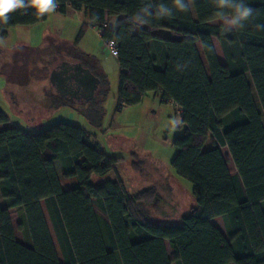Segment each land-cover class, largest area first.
<instances>
[{"label":"trees","instance_id":"trees-1","mask_svg":"<svg viewBox=\"0 0 264 264\" xmlns=\"http://www.w3.org/2000/svg\"><path fill=\"white\" fill-rule=\"evenodd\" d=\"M148 2L56 0L55 10L83 13L101 40L116 42L118 111L149 92L179 108L183 133L172 141L171 167L191 183L196 206L178 225L149 222L144 206L155 192L129 193L116 172L120 159L107 156L89 132L62 122L35 134L1 127L8 119L0 109V264H118L117 257L120 264H264V31L254 27L264 23V0H248L254 10L249 25L231 33L209 24L218 19L216 0H194V15L136 30L128 18ZM33 11L9 13L0 38L46 20L47 12ZM108 17L117 21L109 25ZM213 38L224 64L206 47ZM22 50L31 58L40 53ZM105 89L101 77L95 103ZM209 136L215 146L205 150ZM219 147L227 148L234 175ZM110 173L114 178H106ZM94 176L104 180L94 184ZM61 178L72 184L64 188ZM218 217L226 236L211 223Z\"/></svg>","mask_w":264,"mask_h":264},{"label":"rangeland","instance_id":"rangeland-1","mask_svg":"<svg viewBox=\"0 0 264 264\" xmlns=\"http://www.w3.org/2000/svg\"><path fill=\"white\" fill-rule=\"evenodd\" d=\"M116 21V17L107 18L109 25ZM209 24L225 27L219 19ZM16 29H10L7 38H0V49H5L1 55L2 60L10 58L14 49L17 51L19 47H39L43 42H49L55 49H52V46L41 48L43 53H47V56H44L45 62L49 57L50 62L45 66L48 67L47 70L60 63L61 58L53 53L60 51L63 52V60L75 63L78 58L83 67L91 66L97 69L99 73L96 70L95 73L104 78L106 89L100 95L98 103L93 100L81 103L66 101L57 96L49 78L46 79L45 85L38 86L34 80L27 87H15L7 84L5 78L0 76V109L6 118L15 126L33 134L62 122L79 126L96 135L105 154L120 159L116 172L129 193L149 188L155 192L154 199L144 206L146 220L158 224L178 225L181 218L196 206V202L191 183L179 177L171 167L175 155L172 141L183 133L177 106L170 102L161 103L159 93L149 92L138 104L123 106L118 111L117 60L106 49L100 38V31L89 24L83 13L77 15L68 10L65 14H59L54 10L47 12L46 20L39 22L37 26L26 31ZM81 30L83 32L75 45L76 49H72L71 46ZM18 40L23 43L18 45ZM212 42L221 53L218 41L213 38ZM66 47L69 48L65 49ZM37 89H40V92H37ZM92 142H95L94 139ZM209 144L210 142H206L204 147ZM228 166L234 168L231 159L227 163ZM106 178L112 179L114 175L110 173ZM61 180L65 186L71 183L70 180ZM103 180L94 176L92 183ZM0 205L3 206L1 194ZM40 206L58 259L63 263L44 203L40 202ZM262 208L264 210V203ZM214 222L222 228L225 227L222 218L215 219ZM168 254L171 257V253ZM117 259L120 264L118 257Z\"/></svg>","mask_w":264,"mask_h":264},{"label":"clouds","instance_id":"clouds-1","mask_svg":"<svg viewBox=\"0 0 264 264\" xmlns=\"http://www.w3.org/2000/svg\"><path fill=\"white\" fill-rule=\"evenodd\" d=\"M56 0H0V23L8 22V14L18 9H33V14H43L56 9ZM178 14H195L194 0H150L139 7L128 18L134 29L152 25L157 20L171 19ZM254 10L248 0H216L215 16L225 25L224 32L231 33L245 29ZM257 30L264 31V23L254 25ZM204 43V42H202ZM212 44H206L211 50Z\"/></svg>","mask_w":264,"mask_h":264},{"label":"crops","instance_id":"crops-1","mask_svg":"<svg viewBox=\"0 0 264 264\" xmlns=\"http://www.w3.org/2000/svg\"><path fill=\"white\" fill-rule=\"evenodd\" d=\"M68 10H70L73 14H77V15L80 14V13H77V12L71 10L70 8H68L66 10V12ZM38 23H36L34 25H29V26H17V27L11 28V29H16L17 28L18 30L26 31L29 28H32V27L37 26ZM7 37H8V32H7L6 36L3 37V38H7ZM22 43L23 42H21V40H18V43L17 44L20 45ZM44 43L49 44V42H43L39 47H28V48L27 47H23V48H21V50H19L20 49V47H19V49L17 48L18 49L17 51H16V49H14V53L12 54V56H10V58H6V59H3V60H2L1 55H2V53H4L5 49H3V48L0 49V51H1L0 52V76L2 78H5L7 84L14 85L15 87H17V86H19V87L20 86L21 87H25L26 86L27 87V86H29L31 84V81H34V80L37 81L36 85H38V86L45 85L46 84V79L49 77L50 71L53 70L54 68L51 69V70H47L48 67L45 68V66H47V64L50 61L48 60L49 57L48 58L46 57L47 58V62L44 61V58H45L44 56L45 55L47 56V53L46 52L43 53V51L41 49L42 46L44 47ZM51 46L52 45L49 44V47L50 48H51ZM45 47H46L45 49H47V46H45ZM52 47H53L52 49H55L54 46H52ZM213 47H214V50H215V53H216V56H217L219 62L222 63V64H224L225 63V60H224V56H223L221 50H220L221 53H219L217 51L214 43H213ZM68 48H65V49H68ZM22 49H39L40 53L37 56H35L34 58H31L28 55H26V52L24 50H22ZM74 49H76V48H74ZM53 53H55L54 56L57 55L58 58H61L60 63L59 64H56V66L62 64L63 62L73 63V61L63 60L64 59L63 52L53 51ZM54 56H53V58H54ZM5 62H8L10 64L8 65ZM37 92H40V89H37ZM10 93H11V91H10ZM170 104H172V103L170 102ZM178 110H179V108H178ZM177 113L179 114L180 113V110ZM224 120H226V118H224ZM231 124L232 123L228 121L226 125H227V127H229V126H231ZM11 125L12 126H15V124L8 119V122L6 124L2 125L1 127H7V126H11ZM23 131L26 132V133H29L27 130H23ZM87 132H89V131H87ZM89 133L92 135V139H94V141L98 144V146L104 151V149L102 148L101 143L98 141L97 136L94 135V134H92L91 132H89ZM207 142H210V144L207 147H203V149H205V150H208V149H210V148L213 147L212 144L214 143V141H213L212 136H209L208 137ZM219 150H220V153H221L222 157L228 163V161L230 160V156H229V152H228L227 148L226 147H219ZM54 168H55L56 172L59 175H61V166H60V163L58 161H55L54 162ZM228 170H229V173L231 175H234L236 173L235 168H230L228 166ZM61 183H62L63 187L67 189L72 184V181H71L70 184L66 182L68 184V186H65L62 181H61ZM135 193H137V192H135ZM218 218H221V217H218ZM218 218L212 219L211 220V223L214 226H216L224 234V236H226L225 227L222 228L220 225H217L214 222V220L215 219H218ZM168 252H170V251H168Z\"/></svg>","mask_w":264,"mask_h":264},{"label":"water","instance_id":"water-1","mask_svg":"<svg viewBox=\"0 0 264 264\" xmlns=\"http://www.w3.org/2000/svg\"><path fill=\"white\" fill-rule=\"evenodd\" d=\"M48 78L56 94L67 101L90 102L100 88V79L79 62H63Z\"/></svg>","mask_w":264,"mask_h":264},{"label":"built area","instance_id":"built-area-1","mask_svg":"<svg viewBox=\"0 0 264 264\" xmlns=\"http://www.w3.org/2000/svg\"><path fill=\"white\" fill-rule=\"evenodd\" d=\"M103 43H104L106 49L108 50V52L111 54V56L116 58L117 57V45H116V42L112 39V40H105V41H103Z\"/></svg>","mask_w":264,"mask_h":264},{"label":"flooded vegetation","instance_id":"flooded-vegetation-1","mask_svg":"<svg viewBox=\"0 0 264 264\" xmlns=\"http://www.w3.org/2000/svg\"><path fill=\"white\" fill-rule=\"evenodd\" d=\"M59 66V65H58ZM57 66L54 67V69H56Z\"/></svg>","mask_w":264,"mask_h":264}]
</instances>
